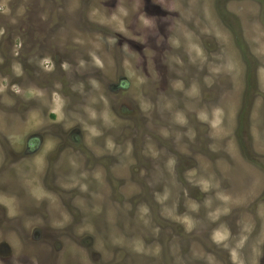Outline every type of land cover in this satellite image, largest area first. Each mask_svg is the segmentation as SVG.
<instances>
[{"label":"rangeland","instance_id":"374dc122","mask_svg":"<svg viewBox=\"0 0 264 264\" xmlns=\"http://www.w3.org/2000/svg\"><path fill=\"white\" fill-rule=\"evenodd\" d=\"M0 264H264V0H0Z\"/></svg>","mask_w":264,"mask_h":264}]
</instances>
